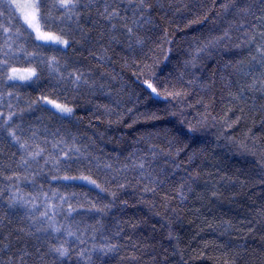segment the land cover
<instances>
[{"label":"snow or ice","instance_id":"6c2138e0","mask_svg":"<svg viewBox=\"0 0 264 264\" xmlns=\"http://www.w3.org/2000/svg\"><path fill=\"white\" fill-rule=\"evenodd\" d=\"M210 14L208 34L193 37L173 63L174 40L164 25L187 19L190 27ZM115 57L123 68L136 69L146 99L171 103L169 115L186 131L170 136L165 127L142 134L121 147L114 162H104L93 151L105 135L101 125L131 129L141 117L162 119L148 111L127 123L133 109L121 111L125 88H113L117 74L107 71ZM27 88L39 95L29 94L21 107V89ZM80 107L88 117L83 128ZM194 108L202 111L193 121L186 109ZM249 119L252 127L233 141L253 158L243 179L229 176L224 161L207 149L193 147L195 134L210 123L233 129ZM141 142L147 147H136ZM250 181L264 185V0H211V6L206 0H0V264H113L117 258L142 264L144 255L151 264H169L163 240L178 247L173 226L181 212L199 219L203 209L212 212L221 188ZM127 188L159 218V228L148 217L123 218L136 206L118 195ZM257 215L264 232V205ZM204 221L220 237L234 228L231 220ZM248 225L249 235L257 231L253 220ZM142 227H150V235L138 237ZM164 231L156 244L144 243ZM242 239L220 245L219 264H264V235L258 246ZM124 250L129 255H120Z\"/></svg>","mask_w":264,"mask_h":264},{"label":"trees","instance_id":"16d2710c","mask_svg":"<svg viewBox=\"0 0 264 264\" xmlns=\"http://www.w3.org/2000/svg\"><path fill=\"white\" fill-rule=\"evenodd\" d=\"M206 2L209 6H211V0H206ZM211 16L212 14H210L209 21L193 24L190 27L186 26L188 24L187 19H177L170 25H164L171 33L169 39L174 40V44L171 45L173 48V63L175 62L177 53L182 49H186L188 42L193 37L208 34V30L213 27ZM191 18L192 17L189 16V19ZM177 25H179L178 29ZM168 47L169 45H165V51ZM68 52L69 55L72 54L71 49H69ZM114 59L118 62L109 65L107 67V71L117 74V81L113 82V88L118 89L121 84H123L125 88V91L122 94L124 103L121 105V111L128 108L133 109L132 113H128L125 116L127 123H131V118H135L139 113L148 111L158 112L162 119L159 121L145 122L141 117L139 122L131 129L127 128L125 124H112L109 126L105 123L104 125H101L99 131L104 132L105 135L103 139L96 138V146L93 151L94 154L100 156L101 160L104 162H114L120 148L131 144L134 138L142 134L155 133L165 127L171 129L170 136L174 135L178 130L186 131V126L179 123V117H172L169 115L171 103L163 99H146L147 93L142 91L140 82L137 80V77L133 75V72L136 71V69L123 68L121 66L122 61H119V57H115ZM160 59L163 62V54H161ZM161 66H163V63ZM168 67L171 68L172 64H168ZM21 92L24 94L20 101L21 107L25 106V101L28 99L29 94H31L33 99L39 95V92H34L31 88L21 89ZM138 96L140 99H137ZM194 100L195 97H193V102ZM13 103H16L15 100H13ZM80 103L83 106L84 100H81ZM198 110L202 111V109L195 108L186 109V112H191L188 119L194 121ZM42 114L45 117L49 115L48 113L37 111L35 116H40ZM77 116L85 118L84 125H81L82 128L85 127L87 125L88 117L85 115L83 107L77 109ZM113 119H115V117H113ZM93 123L95 124L98 122H96L93 118ZM248 127H252V121L250 119L246 123L242 122L238 127L233 129L221 126L220 123L215 124V126L210 123L208 127L201 129L195 134L196 143L193 147H202L207 149L217 159H222L224 161L222 166L228 172L229 176L233 179H236L237 177L243 179L244 173H247L251 167L250 162L253 158L242 155L240 150L237 148L236 143L233 141L240 139L243 133L247 131ZM259 128V118H257L256 126L253 128V133L258 134ZM92 132L93 129H88V135H92ZM152 139L157 143L162 142V139H157L156 137H153ZM117 142H120L119 146ZM136 147L146 148L147 144L145 142H141L139 145H136ZM128 150L131 151V148ZM125 155H127V152H125ZM121 160H123V157H121ZM237 169L242 171H237ZM71 174H75V166L73 167ZM204 179H207V177L205 176ZM255 179L258 180V177ZM201 183H203V179L201 180ZM224 183L227 184V182ZM58 186L59 185L56 182L52 183V187ZM47 187L48 185L46 184L45 190H47ZM73 190L77 192L82 191L80 188L67 189V191ZM221 191L223 193L221 198L214 201L211 205L212 212L209 213L207 209H203L202 211L204 216L208 217L207 222L214 225L219 223L221 220H231L234 226L233 230L229 235L220 237L218 231H214L213 229L207 227V223L204 221V216L197 219L190 212L182 211L181 216L183 219L178 221L173 226L174 231L180 236L178 247L175 240L171 242L166 239L163 240L164 245L169 249V264H219V258L222 257V248L220 245H222L224 241L233 238L236 243L243 244L245 241L242 237H247V243L250 247L258 246L259 237L264 235V232L259 231L260 224L255 223V221L262 220V218L257 215V210L261 205H264V185H260L255 181H250L245 187H241L239 183H237L235 188L224 187L221 188ZM118 195L121 199H126L130 204L136 205L135 207L127 209V213L123 217L124 219H128L129 217L133 219L148 217L150 218L151 223H156L157 228H159V218L152 216V214L148 211L147 206L139 203L138 194L135 193L132 188H127L118 193ZM90 196H95V192L90 193ZM146 199L150 200L151 194H149ZM189 206H191V202H189ZM180 207L184 208L183 205ZM157 210L163 213V209L158 207ZM249 220H253L254 226L257 228V231L252 235L248 234ZM14 221L15 224L20 223L18 218H14ZM189 221L192 222L190 223ZM241 222H243V224ZM141 233H143L144 236H148L151 233V228L142 227L137 233V236L139 237ZM165 235L166 231L157 232L156 240L146 239L144 240V243L156 244V242L161 240ZM174 249L176 250V255L172 256L171 252ZM147 251L151 252V249L149 248ZM157 251H160L158 244ZM120 255L127 256L129 255V252L128 250H124ZM181 256L183 259H181ZM113 264H128V262L121 261L117 258ZM142 264H151L150 257L148 255H144Z\"/></svg>","mask_w":264,"mask_h":264}]
</instances>
